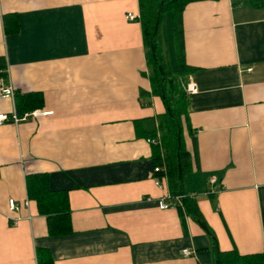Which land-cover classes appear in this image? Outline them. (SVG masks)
<instances>
[{
	"label": "crops",
	"instance_id": "0c3cea01",
	"mask_svg": "<svg viewBox=\"0 0 264 264\" xmlns=\"http://www.w3.org/2000/svg\"><path fill=\"white\" fill-rule=\"evenodd\" d=\"M127 13L140 15L139 0H0V57L14 93H40V110L51 111L0 124V264H38L43 251L53 264H215L217 250L264 253V3L194 0L182 10L186 80L197 87L187 93L182 189L212 236L178 205L158 207L179 195L169 175L154 184L147 142L166 109L140 20ZM13 109L0 97V113ZM32 173L67 191L66 233L48 234L28 198Z\"/></svg>",
	"mask_w": 264,
	"mask_h": 264
},
{
	"label": "trees",
	"instance_id": "16d2710c",
	"mask_svg": "<svg viewBox=\"0 0 264 264\" xmlns=\"http://www.w3.org/2000/svg\"><path fill=\"white\" fill-rule=\"evenodd\" d=\"M190 1L194 0H139V20L150 66V82L153 92L161 97L166 109L159 123V143L152 146L157 164L162 161L160 156L163 155L168 166L171 190L175 195H181L177 175L179 145L183 172L187 170L189 163V152L185 150L183 143V129L184 126L190 128L186 76L193 67L185 63L182 51L181 15L185 5ZM252 1L255 6L264 3V0ZM9 28L14 30L16 26H9ZM151 48L154 50L158 63L152 57ZM158 64L162 66L164 72L163 85ZM0 76L7 77L6 65L2 57H0ZM14 104L16 113L21 115L24 111L42 108L43 98L37 92H16L14 93ZM152 136H155V132ZM26 190L28 198L36 202L38 212L46 217L49 235H60L70 230V211L66 190L49 189L45 173L27 174ZM181 196L182 204L177 206L179 212L183 214L185 206L192 216L201 217L195 200L184 192ZM38 264H53V261L48 253L43 251L38 253ZM215 264H264V253L242 255L235 248L227 251L217 250Z\"/></svg>",
	"mask_w": 264,
	"mask_h": 264
},
{
	"label": "built area",
	"instance_id": "2783aa9c",
	"mask_svg": "<svg viewBox=\"0 0 264 264\" xmlns=\"http://www.w3.org/2000/svg\"><path fill=\"white\" fill-rule=\"evenodd\" d=\"M136 17L139 19V16H135L132 13H127L126 14V18L128 20H135ZM250 70V69H249ZM186 91L189 94L195 93L197 91V87L195 85V83L190 82L187 84L186 87ZM0 97L1 98H10V99H14V89L12 84L9 81L8 78V73H7V77H2L0 76ZM51 111H45V110H40V109H36V110H32V111H24L21 115L16 113V110L13 109L12 113L10 115L6 114V113H0V124L4 123L6 120L11 119L15 124L20 122V121H26L31 117H38L41 115H47L49 114ZM147 142L150 143H154V144H158L159 143V136H156L154 138H147ZM161 162L160 163H156V165L153 168V173L156 174V178H154V184L156 186H162L164 185V180H166V178L168 177V166L166 164V162L163 159V155L161 154ZM158 177V178H157ZM161 178V179H159ZM210 182H214V179L211 178ZM181 195H176L174 197V200L171 201H164L163 199H160L158 202V207L161 209H166L168 207H174L177 205H180L181 203ZM27 201H26V205H27ZM16 202L13 199H9V208L11 210L16 209L17 207ZM18 218H15V223L17 222ZM193 251L188 250V249H183L182 253L184 256H189L192 254Z\"/></svg>",
	"mask_w": 264,
	"mask_h": 264
},
{
	"label": "water",
	"instance_id": "95a60500",
	"mask_svg": "<svg viewBox=\"0 0 264 264\" xmlns=\"http://www.w3.org/2000/svg\"><path fill=\"white\" fill-rule=\"evenodd\" d=\"M160 12V10H159ZM158 12V14H159ZM156 33V31L154 32V34ZM151 53H152V57L154 59V61L156 63H158L156 57H155V53H154V50L151 48ZM158 70H159V73H160V76H161V83L162 85L164 84L165 82V78H164V72H163V68L160 64H158ZM163 88V87H162ZM163 91V89H162ZM180 131V129H179ZM179 150L177 152V175H178V180L180 181V189H179V192L180 194L182 195L183 194V189H182V178H183V171H182V166H181V160H180V145L178 146ZM184 210L189 214H190V211L187 209V207L184 206ZM194 219L197 221V223L202 227V229L204 231H206L208 234L211 235V233L209 232L208 228H207V225L205 223V221L203 220L202 217H198V216H194ZM212 236V235H211ZM213 238V237H212ZM215 245H216V242H215Z\"/></svg>",
	"mask_w": 264,
	"mask_h": 264
}]
</instances>
